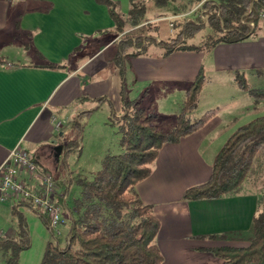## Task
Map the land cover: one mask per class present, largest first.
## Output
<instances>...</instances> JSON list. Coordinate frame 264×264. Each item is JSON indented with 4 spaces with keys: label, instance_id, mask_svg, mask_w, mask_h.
<instances>
[{
    "label": "crops",
    "instance_id": "0c3cea01",
    "mask_svg": "<svg viewBox=\"0 0 264 264\" xmlns=\"http://www.w3.org/2000/svg\"><path fill=\"white\" fill-rule=\"evenodd\" d=\"M111 1L127 8L122 15L126 16L130 2L143 0ZM113 30L107 10L94 0H0V61L5 62L0 65V167L15 147L33 148L37 165L53 175L60 191L65 190L64 182L55 179L63 148L58 162L52 149L63 147L72 138L71 130L64 132L67 123L88 112L96 113L103 106L109 118L107 104L98 108L92 103L102 98L111 105L113 115L121 113L120 76L111 64L116 53L109 38ZM136 52L138 57L128 58L125 64L128 98L132 101L143 97L141 106L147 105L145 111L158 117L156 126L165 132L168 130L164 127L172 124L159 121L152 92L162 96L161 100L175 94L177 86L184 85L187 91L200 70L217 85H236L237 74L245 80L258 78L264 71V27H257L254 35L242 43L218 45L204 55H184L187 59L177 52L169 56L160 53L155 59L151 53L145 56L140 49ZM48 64L60 69L47 70ZM81 99V104L74 105ZM263 104L264 100L249 98L246 107L237 106L234 120L223 131L226 121L216 110L200 130L177 144L165 145L150 177L136 186L140 201L152 207L160 225L156 243L162 264H222L204 250L248 246L252 220L264 206V145L255 155L246 179L232 194L217 201L192 203L182 202V196L208 181L219 150L238 128L257 119L255 111ZM229 116L226 118L231 120ZM52 117L64 122L57 139L50 123ZM107 121L95 126L103 139L110 138ZM66 134L68 140L61 142ZM72 150L81 153L83 148ZM70 177L67 173L63 179L66 182ZM71 190L65 192L67 197ZM71 200L67 199L66 204ZM19 204L15 200L0 204V217H5L8 224L7 229L0 230V237L15 235L14 212L25 220V213L34 212ZM220 235L227 239H208Z\"/></svg>",
    "mask_w": 264,
    "mask_h": 264
},
{
    "label": "trees",
    "instance_id": "16d2710c",
    "mask_svg": "<svg viewBox=\"0 0 264 264\" xmlns=\"http://www.w3.org/2000/svg\"><path fill=\"white\" fill-rule=\"evenodd\" d=\"M94 2L107 10L114 25L111 34L117 37L126 28L136 29L145 21L149 2L155 8H165L173 0L130 2L126 16L118 13L119 5L111 0ZM204 7L207 9L206 25H183L175 39L161 45L165 49L164 56L175 52L208 53L218 45H234L246 41L254 35L248 24H257L259 13L264 11V0H217L205 2ZM240 20L243 25L239 23ZM204 28H209L213 35L207 37L202 46L186 45ZM149 44H154V40L143 36L124 39L116 47L111 64L120 76L121 113L119 116L113 115L111 105L104 98L92 103L98 108L107 104L112 120L108 126L119 137L121 154L105 156L101 169L89 180L70 179L67 185L62 184L66 193L72 184L79 192L72 198L70 205L62 204L64 217L68 221L67 229L60 236L50 234L40 264L163 262L156 243L160 225L152 207L140 201L135 188L150 177L158 154L165 145L177 144L181 139L194 134L215 116L216 111L207 112L193 124L189 121V115L196 110L206 84L204 73L200 70L185 92L176 126L166 133L158 129V117L141 108L143 97L129 100L125 83L126 61L139 55L127 52L140 49V54H143ZM4 64V61H0V65ZM45 68L50 71L60 69L51 64ZM235 83L241 92L254 101L264 99V91L249 90L242 75L235 76ZM82 102L83 99L78 100L74 105L78 106ZM92 113L73 119L70 127L72 138L63 144V156L78 148L76 145L82 135V119ZM263 145L264 116L238 128L227 139L213 161L208 181L187 190L182 196V202L217 201L232 194L246 179L253 159ZM34 213L48 229L47 218ZM13 217L16 222L15 235L12 238L0 237V264H19L20 253L30 246L24 216L14 212ZM208 239L226 240L227 236H210ZM204 251L220 259L222 264H264V206L252 220L247 247H219Z\"/></svg>",
    "mask_w": 264,
    "mask_h": 264
},
{
    "label": "rangeland",
    "instance_id": "374dc122",
    "mask_svg": "<svg viewBox=\"0 0 264 264\" xmlns=\"http://www.w3.org/2000/svg\"><path fill=\"white\" fill-rule=\"evenodd\" d=\"M211 1L215 2L217 0H173V2H170L165 8H155L153 4L149 2L147 6L145 21L138 28H126L124 33L120 34L117 37H113V35L110 34L109 38L110 40H113L112 46L117 47L119 44H121V41H124V39L145 36L147 38L153 39L154 44H149L146 47L144 55L148 56L151 53L152 59L158 58V55L160 53L165 54V49L161 48V45L169 43L170 40L175 39L177 33L183 25L189 23L196 26L206 25L207 9L204 7V3ZM125 10H127V8L124 9L119 7L118 13L120 15H123L126 12ZM212 35V31L209 28H204L192 40L186 42V45L200 47L205 42V39ZM136 51L137 49L131 50L132 53H137ZM177 53L178 55H182L181 57H183V59H187L184 55L191 54L187 52ZM204 53L205 52H200V55H204ZM137 57L138 56H135V58ZM257 77L258 78L254 79H244L246 81L248 89L251 91H264V71H262ZM205 78L206 84L200 94L196 110L189 115V121L193 124L207 112L219 110L221 112L222 119L226 121V126L224 129H222L223 131L227 129V127H230V123H232L235 118V111L246 107L250 97L246 93H241L238 90L237 85H217L215 84L216 81H213L209 74H205ZM186 88L187 87H185L184 85L177 86L175 94H172V96H165V98L161 100L160 98L162 96L160 97L157 94L155 95V90L152 92L151 99L155 108L154 110H158V113L160 114L159 121H164L166 123H169V125L170 123L172 124V127H164V130L171 131L176 126L177 116L179 115L182 104L184 102V93L186 92ZM230 99H234L233 103L230 101ZM146 106H141V108L143 110H146ZM237 106L239 107L238 109ZM261 107V110L255 111V115L257 116V118L264 116V104ZM108 114V109L106 108V106H103L101 110L91 114V116L93 115L92 118L82 119V135L78 140L76 146L83 148V151L80 153L78 151L76 152V150H71L65 156H63V160H61L58 168V173L55 176V179L57 181L64 182L63 184L67 185L68 181L65 182V179H63L64 176H67V173H70L71 181L75 179L89 180L93 174L97 173L101 169V162L105 156H117L121 154L119 137L115 134V130L107 124V126L109 127L108 133L110 135V138L103 139V137H100L101 135L95 127L99 122H103V120L107 121ZM229 114L231 120H228L226 118ZM107 122H112L110 116ZM67 124L68 125L64 132L68 129L70 130L71 124ZM57 136L58 134H54L55 138ZM68 138L69 136L68 134H66L61 142L65 143ZM23 151L27 154L28 158L31 161L34 160V155L36 152L35 149L23 148ZM71 187L74 191L71 190L67 197L68 200H71L74 196H76L77 193H75V191H78L74 184H72ZM68 205H70V202L68 203ZM25 214L26 228L29 235L30 246L28 249L20 253L18 263L40 264L46 249V245L50 239V232L43 223L42 219L34 212ZM14 224L16 225L15 222ZM7 228L8 224L6 222V218H1L0 230H5ZM66 229L63 230L61 235L65 233ZM6 237H10V235H6Z\"/></svg>",
    "mask_w": 264,
    "mask_h": 264
},
{
    "label": "built area",
    "instance_id": "2783aa9c",
    "mask_svg": "<svg viewBox=\"0 0 264 264\" xmlns=\"http://www.w3.org/2000/svg\"><path fill=\"white\" fill-rule=\"evenodd\" d=\"M239 23L243 25L241 20ZM260 26L264 27V11L257 24H248L252 31ZM50 123L55 134L61 133L64 122L52 117ZM14 200L47 218L50 234L60 236L67 228L62 207L67 202L65 191H60L53 175L31 161L20 146L10 151L0 167V204Z\"/></svg>",
    "mask_w": 264,
    "mask_h": 264
},
{
    "label": "water",
    "instance_id": "95a60500",
    "mask_svg": "<svg viewBox=\"0 0 264 264\" xmlns=\"http://www.w3.org/2000/svg\"><path fill=\"white\" fill-rule=\"evenodd\" d=\"M62 146H59V147H55L53 148L52 150H54L56 152V161L58 162V158L61 154V151H62ZM38 162H40L38 159H36Z\"/></svg>",
    "mask_w": 264,
    "mask_h": 264
}]
</instances>
